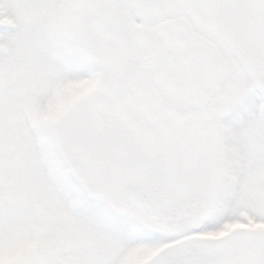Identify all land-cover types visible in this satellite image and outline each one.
Returning <instances> with one entry per match:
<instances>
[{"label":"snow or ice","instance_id":"6c2138e0","mask_svg":"<svg viewBox=\"0 0 264 264\" xmlns=\"http://www.w3.org/2000/svg\"><path fill=\"white\" fill-rule=\"evenodd\" d=\"M0 264H264V0H0Z\"/></svg>","mask_w":264,"mask_h":264}]
</instances>
